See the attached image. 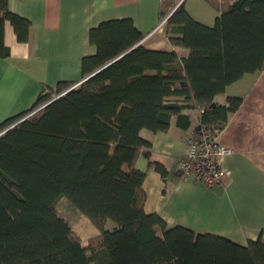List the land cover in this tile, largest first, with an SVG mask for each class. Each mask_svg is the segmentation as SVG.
I'll list each match as a JSON object with an SVG mask.
<instances>
[{
	"label": "trees",
	"instance_id": "1",
	"mask_svg": "<svg viewBox=\"0 0 264 264\" xmlns=\"http://www.w3.org/2000/svg\"><path fill=\"white\" fill-rule=\"evenodd\" d=\"M208 1L220 11L212 26L183 2L166 19L173 45L189 50L184 57L138 43L130 18L101 21L90 29L97 51L83 56L85 75L131 48L67 91L74 82L43 88L29 109L0 122L1 131L19 120L0 134V264H264V228L240 244L167 227L144 209L136 161L149 141L141 130H166L173 115L187 123L182 110L199 108L195 129L217 133L241 97L222 104L215 96L264 69V0ZM6 21L28 40L30 21L0 0V58L9 54ZM61 197L98 228L90 246L57 213Z\"/></svg>",
	"mask_w": 264,
	"mask_h": 264
},
{
	"label": "crops",
	"instance_id": "2",
	"mask_svg": "<svg viewBox=\"0 0 264 264\" xmlns=\"http://www.w3.org/2000/svg\"><path fill=\"white\" fill-rule=\"evenodd\" d=\"M181 2L206 26L220 13L208 0H7L8 8L26 17L30 26L28 40L21 42L11 23L4 24L9 54L0 58V122L29 109L43 88H55L60 81L77 83L86 76L82 58L96 53L89 34L101 21L130 18L141 33L138 43L186 56L188 49L171 42L167 21L158 26ZM228 96L241 97L217 132L219 143L229 149L221 160L230 170L228 177L206 186L178 172L199 122V108L182 110L187 123L173 115L166 130H141L149 141L148 155L140 154L136 165L145 170L147 213L160 215L167 227L184 226L245 244L264 228V69L243 74L214 99L223 104ZM155 164L163 166L164 174Z\"/></svg>",
	"mask_w": 264,
	"mask_h": 264
},
{
	"label": "built area",
	"instance_id": "3",
	"mask_svg": "<svg viewBox=\"0 0 264 264\" xmlns=\"http://www.w3.org/2000/svg\"><path fill=\"white\" fill-rule=\"evenodd\" d=\"M167 17L168 15L163 17L158 26H161ZM35 110L37 109L27 115ZM228 152L229 149L217 140L216 132L199 126L188 138V150L178 163V172L182 176L192 175L195 180L206 186H213L230 175V170L221 163L223 156Z\"/></svg>",
	"mask_w": 264,
	"mask_h": 264
},
{
	"label": "rangeland",
	"instance_id": "4",
	"mask_svg": "<svg viewBox=\"0 0 264 264\" xmlns=\"http://www.w3.org/2000/svg\"><path fill=\"white\" fill-rule=\"evenodd\" d=\"M55 207L57 213L62 216L69 223L74 232L79 235L81 238V244L84 246H90L88 245L89 239L99 233L98 228L90 221V219L80 213L66 197H61L56 202ZM108 223L111 224L112 221H108Z\"/></svg>",
	"mask_w": 264,
	"mask_h": 264
},
{
	"label": "water",
	"instance_id": "5",
	"mask_svg": "<svg viewBox=\"0 0 264 264\" xmlns=\"http://www.w3.org/2000/svg\"><path fill=\"white\" fill-rule=\"evenodd\" d=\"M126 51L128 50H125L124 52H122L120 55L114 57L113 59H111L110 61L106 62L105 64H103L102 66H100L99 68H97L96 70L92 71L91 73L87 74L86 76H84L79 82H77L78 84L80 82H82L83 80H85L86 78L90 77L92 74H94L95 72H97L98 70H100L101 68H103L105 65L111 63L112 61H114L115 59H117L118 57H120L121 55H123ZM77 83H74L72 84L71 86H69L65 91H67L68 89L72 88L75 84ZM63 93V92H62ZM61 94V93H60ZM60 94H56L54 95L53 97H51L49 100H47L44 104H42L41 106H39L38 108L36 109H39L40 107H43L45 106L46 104H48L49 102H51L53 99H55L56 97H58ZM25 117V116H24ZM22 119V118H21ZM19 121V120H18ZM18 121L14 122L13 124L5 127L3 130L0 131V134L3 133L4 131H6L9 127L13 126L15 123H17Z\"/></svg>",
	"mask_w": 264,
	"mask_h": 264
}]
</instances>
